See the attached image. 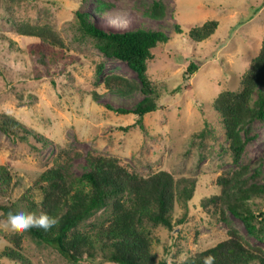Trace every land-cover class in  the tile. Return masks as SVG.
<instances>
[{
	"label": "rangeland",
	"instance_id": "rangeland-1",
	"mask_svg": "<svg viewBox=\"0 0 264 264\" xmlns=\"http://www.w3.org/2000/svg\"><path fill=\"white\" fill-rule=\"evenodd\" d=\"M155 1L0 0V111L13 113L53 140L49 146L35 148L0 129V163L13 168L14 199L53 163L61 148L72 153L77 173L92 152L118 156L142 174L169 169L177 175L197 176L187 220L175 231L163 225L152 228L158 255L178 258L182 252L205 249L227 236L228 223L213 218L201 205L204 197L219 192L218 175L244 164L264 171V120L251 123L256 136L236 164L213 107L221 91L240 88L243 72L260 50L264 0H161L165 10L159 19L147 12ZM101 3H105L102 10L97 8ZM78 9L89 11L94 22L108 29L161 28L169 35L167 42L154 48L149 62L159 108L145 114L146 131L137 124V114L107 106L130 108L143 97L141 91L130 96L112 92L105 86L107 75L121 74L137 83L139 78L126 61L106 55L95 39L81 32ZM208 19L218 20L215 32L202 41L191 39L189 29ZM24 22L48 23L58 30L67 43L65 58L49 70L40 64L28 52L29 44L39 38L19 30ZM190 61L200 66L187 77ZM100 62L102 75L96 73ZM185 209L177 203L174 218ZM4 217L0 210V264H21L1 255L10 243L6 235L21 231L11 228ZM230 219L251 244L264 248V241L250 235L241 219L233 214ZM23 245L32 264H120L87 258L74 263L52 245L38 244L27 235Z\"/></svg>",
	"mask_w": 264,
	"mask_h": 264
},
{
	"label": "trees",
	"instance_id": "trees-1",
	"mask_svg": "<svg viewBox=\"0 0 264 264\" xmlns=\"http://www.w3.org/2000/svg\"><path fill=\"white\" fill-rule=\"evenodd\" d=\"M104 7L105 3H101L97 8ZM164 10V3L158 0L147 12L150 17L159 19ZM91 17L89 11L76 10L81 32L95 39L97 47L106 55L126 61L139 78L137 83L121 74H109L104 79L105 86L122 96L136 91L143 93L134 107L107 106L119 113L137 114V124L146 131L145 114L159 108L158 91L148 72L149 62L154 58V48L170 37L161 28L108 29ZM218 25L217 19L193 25L188 31L189 37L195 41L205 40ZM176 27L182 31L178 24ZM19 30L39 38L29 44L28 52L48 70L65 58V38L50 24L24 22ZM199 66L190 61L187 77ZM103 69L104 64L100 62L96 73L102 75ZM213 107L221 118L232 161L239 164L248 142L256 136L251 133V123L256 119L264 120V37L258 54L242 74L240 88L221 91ZM0 129L35 148L53 143L51 138L11 112L0 111ZM72 156L68 149L61 148L53 163L40 171L33 184L15 199L13 191L17 182L13 168L9 163H0L3 216L9 207L43 210L61 216L59 226L49 231L33 228L7 234L10 243L1 255L21 264H32L24 252L23 239L27 235L38 244L52 245L74 263L87 258L102 263L168 264L173 257L168 253L159 256L154 250L152 228L163 225L175 231L187 220L197 176L177 175L169 169L142 174L118 156L92 152L88 153L83 170L77 173ZM217 185L219 192L204 197L201 205L213 218L228 223L227 236L205 249L187 251L188 264H203L202 257L209 252L216 256L215 264H264V248L251 244L230 219V214L238 217L250 235L264 241V171L259 166L252 168L244 164L233 172L218 175ZM179 202L186 209L174 218ZM166 252H169L168 247ZM173 261L175 264V258Z\"/></svg>",
	"mask_w": 264,
	"mask_h": 264
},
{
	"label": "clouds",
	"instance_id": "clouds-1",
	"mask_svg": "<svg viewBox=\"0 0 264 264\" xmlns=\"http://www.w3.org/2000/svg\"><path fill=\"white\" fill-rule=\"evenodd\" d=\"M5 222L13 229L28 231L33 228L49 231L53 227L59 226L61 216L53 215L46 211H27L23 208L9 207L7 209ZM190 256L187 252H182L178 258H175V264H188ZM203 264H215L216 256L209 252L202 257ZM168 264H174L173 258H170Z\"/></svg>",
	"mask_w": 264,
	"mask_h": 264
}]
</instances>
